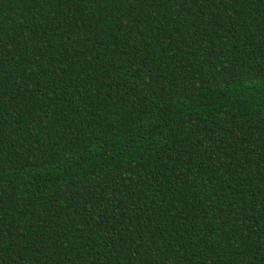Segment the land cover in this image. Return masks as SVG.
<instances>
[{
    "label": "trees",
    "instance_id": "16d2710c",
    "mask_svg": "<svg viewBox=\"0 0 264 264\" xmlns=\"http://www.w3.org/2000/svg\"><path fill=\"white\" fill-rule=\"evenodd\" d=\"M0 264H264V0H0Z\"/></svg>",
    "mask_w": 264,
    "mask_h": 264
}]
</instances>
